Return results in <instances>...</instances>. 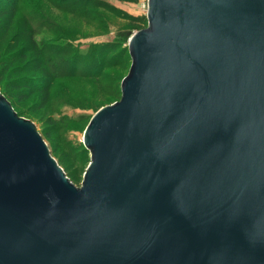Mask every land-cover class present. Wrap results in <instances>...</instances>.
Here are the masks:
<instances>
[{
    "label": "water",
    "instance_id": "water-1",
    "mask_svg": "<svg viewBox=\"0 0 264 264\" xmlns=\"http://www.w3.org/2000/svg\"><path fill=\"white\" fill-rule=\"evenodd\" d=\"M76 187L0 93V264H264V0H147Z\"/></svg>",
    "mask_w": 264,
    "mask_h": 264
},
{
    "label": "rangeland",
    "instance_id": "rangeland-1",
    "mask_svg": "<svg viewBox=\"0 0 264 264\" xmlns=\"http://www.w3.org/2000/svg\"><path fill=\"white\" fill-rule=\"evenodd\" d=\"M23 3V0L19 1ZM35 8L25 6L18 23L22 21L34 29L39 46L48 51H65L64 57L79 55L85 59L74 78L51 81L47 101L35 86L45 82L42 67L34 60L22 74L14 78L29 77L34 91L19 104L21 118L32 122L54 159L73 177V184L81 186L83 173L89 163V153L82 144L87 126L81 116H92L100 108L120 99V85L127 75V44L131 35L147 27V0H29ZM32 9L38 15L32 14ZM33 13H35L33 11ZM140 20V27L134 26ZM17 21V20H16ZM142 28V29H140ZM111 49L113 51H111ZM100 50H102L100 52ZM128 55V56H127ZM30 57V56H29ZM49 66L53 55L48 54ZM62 59V58H61ZM130 59V58H129ZM57 59L54 58L52 63ZM100 64V77L83 78L84 67ZM34 67V71H29ZM38 70L37 72H35ZM51 68L45 78H50ZM32 117V118H30Z\"/></svg>",
    "mask_w": 264,
    "mask_h": 264
},
{
    "label": "trees",
    "instance_id": "trees-1",
    "mask_svg": "<svg viewBox=\"0 0 264 264\" xmlns=\"http://www.w3.org/2000/svg\"><path fill=\"white\" fill-rule=\"evenodd\" d=\"M0 0V93L10 102L13 110L16 114L21 117L24 115L19 111V104L25 102L28 99V95L34 88L31 86L33 79L29 77L14 78V75L22 74L26 71L27 67H23V64H28L33 60L37 62V66L42 67L44 72L43 79L45 82L38 83L35 86L38 92L43 95V102L47 101V96L49 93L50 82L56 81L62 78H74L77 68L80 66L81 62L85 59L83 57L78 58L79 55H73L64 57L65 51H48L45 47L39 46L34 38V29L31 28L27 22L22 21L18 23V18L20 13L24 12L25 6L35 8L32 2L29 0ZM129 2H134L136 0H125ZM32 14L38 15V11L32 9ZM17 20V21H16ZM134 26L140 27V20L134 19ZM142 29V28H140ZM102 50H100L101 52ZM111 51H113L111 49ZM51 54L57 61L52 63L54 58L51 59V65L48 64V59L46 56ZM30 56V57H29ZM128 56V55H127ZM62 58V59H61ZM127 62L130 61L129 56L127 57ZM84 67V73L80 74L81 77L97 79L100 77L101 66L100 64H94L91 67ZM49 67L52 69L50 78H45L47 76V71ZM29 71H34V67ZM36 70L35 72H37ZM49 74V73H48ZM92 116H81L82 121L89 122ZM32 118V117H30ZM54 158V156L52 155ZM60 166V161L57 160ZM61 167V166H60ZM63 169V168H62ZM67 178L73 182V177L66 173Z\"/></svg>",
    "mask_w": 264,
    "mask_h": 264
}]
</instances>
